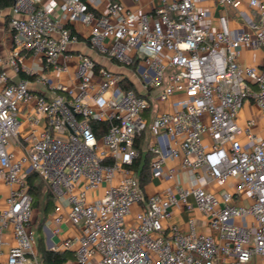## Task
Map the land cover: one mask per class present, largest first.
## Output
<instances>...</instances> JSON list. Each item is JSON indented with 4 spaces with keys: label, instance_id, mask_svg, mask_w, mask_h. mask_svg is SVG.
Returning <instances> with one entry per match:
<instances>
[{
    "label": "built area",
    "instance_id": "obj_1",
    "mask_svg": "<svg viewBox=\"0 0 264 264\" xmlns=\"http://www.w3.org/2000/svg\"><path fill=\"white\" fill-rule=\"evenodd\" d=\"M238 3L215 0L223 13L212 30L196 0H155L149 14L117 0H14L12 46L0 56V179L10 191L0 258L11 232L7 264H41L28 182L37 174L68 203L55 208L53 234L74 230L51 251L77 264H264V140L239 121L246 104L264 113V67L239 63L264 47V0H250L252 33L230 27ZM82 42L124 72L69 51ZM7 70L34 79L13 82ZM93 123L106 126L102 137ZM143 135L150 179L172 184L163 194L146 196L133 170ZM176 211L189 215L185 229Z\"/></svg>",
    "mask_w": 264,
    "mask_h": 264
},
{
    "label": "crops",
    "instance_id": "obj_2",
    "mask_svg": "<svg viewBox=\"0 0 264 264\" xmlns=\"http://www.w3.org/2000/svg\"><path fill=\"white\" fill-rule=\"evenodd\" d=\"M122 5H124L128 10L133 11L136 14H149L154 6L155 0H141L139 3H136L134 0H117ZM198 6L209 11L211 13V17L205 22V26L211 28L212 30H216L218 27V17L223 13L222 10H218L215 7V0H196ZM237 8H231L228 11V15L230 18V27L232 30H240L245 33H252L253 28L250 22H254V25L259 26L258 20L255 17L254 11L250 7V0H238ZM12 19L11 9L6 11H0V56L6 57L7 54L11 50L13 34L10 28V22ZM78 30L82 33L83 28L78 26ZM70 52H82L87 56L95 59L97 62L101 64L103 67H107L111 71L115 73H123L124 69L110 62H105L103 58L98 56L95 52L89 49L86 43L82 42L77 46H71L69 48ZM239 63L243 66L250 67H264V47L260 50H243L239 57ZM26 66L32 65L31 57L27 58L25 61ZM63 61L60 60L58 65H62ZM38 64H35V66ZM11 80L13 82H17L21 80V77L15 76L12 71L7 70ZM65 80V78H63ZM32 89L39 93H46V89L42 86H37L34 83L31 85ZM1 88V86H0ZM239 121L241 124L245 125L247 122H254V127L252 128V133L260 140H264V113L253 104H246L244 108L241 110L239 114ZM29 132V125L25 123L23 127V132L20 138L23 140V135H26ZM168 167H175L172 162L168 161ZM182 178H186V176L182 175V172L179 171L178 180L180 181ZM172 184L167 182L166 177L160 180H151L148 185L145 187L146 196L163 194L167 190L171 188ZM46 191V190H45ZM10 191L4 185L2 180L0 179V212L6 207V201L9 197ZM42 200L43 205L42 209H34V230L37 233L38 239L44 238V244L48 250H51L52 244H60L61 241L73 235V228L70 224H66L63 228V233L60 236H56L53 234L54 224H53V216L55 213V208L58 204L62 205L65 210L68 209V203L66 200H56L52 195L51 199L48 201L46 197H43ZM195 218L197 219L201 229L203 232H207V229L203 227L205 220L200 214H195ZM189 219V215L185 212L176 211L174 217L172 219V223L180 226L185 229L187 225V221ZM6 241L9 243L8 246L4 248V256L0 258V264H7L8 262V252L10 247L13 244V238L11 232H8L6 236ZM72 263L69 262L67 264H77L74 255L71 253Z\"/></svg>",
    "mask_w": 264,
    "mask_h": 264
},
{
    "label": "trees",
    "instance_id": "obj_3",
    "mask_svg": "<svg viewBox=\"0 0 264 264\" xmlns=\"http://www.w3.org/2000/svg\"><path fill=\"white\" fill-rule=\"evenodd\" d=\"M14 0H0V11H6L12 8ZM21 79L24 80H33V77L26 76L21 74ZM127 89H134L133 85H126ZM94 131L96 132L98 138L102 137L103 133L106 131V126L100 123H93ZM147 143L145 142V135L139 138L135 146L140 152L138 160L134 163L133 170L136 174V177L139 181L140 187L144 190L145 187L150 182V161L151 154L146 147ZM30 184L31 196L33 199V210L37 209L42 194H46L45 197L49 201L52 197L51 192L46 189L44 182L39 178L37 174H33L28 178ZM46 190V191H45ZM39 254L41 258V264H67L70 262L71 253L61 252L56 253L51 250H48L44 244V238L38 240Z\"/></svg>",
    "mask_w": 264,
    "mask_h": 264
},
{
    "label": "rangeland",
    "instance_id": "obj_4",
    "mask_svg": "<svg viewBox=\"0 0 264 264\" xmlns=\"http://www.w3.org/2000/svg\"><path fill=\"white\" fill-rule=\"evenodd\" d=\"M103 60L106 62L105 59H103ZM109 70H110V69H109ZM110 71H111V70H110ZM155 94H156V93H155ZM146 147H148V146L146 145ZM45 195H46V194H42V198L45 197ZM42 198H41L40 201H39V204H38V206H37V209H42V206H44V205H43V202H44V201L42 200ZM34 218H35V216H34ZM33 227H34V224H33ZM70 262H71V263L73 262L72 259L70 260Z\"/></svg>",
    "mask_w": 264,
    "mask_h": 264
}]
</instances>
